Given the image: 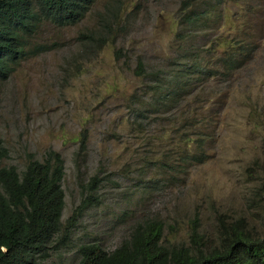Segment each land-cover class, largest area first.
Instances as JSON below:
<instances>
[{"label":"rangeland","instance_id":"rangeland-1","mask_svg":"<svg viewBox=\"0 0 264 264\" xmlns=\"http://www.w3.org/2000/svg\"><path fill=\"white\" fill-rule=\"evenodd\" d=\"M108 1L80 24H46V50L0 77L2 164L23 170L30 155L43 160L50 150L65 161V233L44 264H79L91 242L115 250L142 218L162 221L174 244H189L193 227L215 241L242 219L262 237L264 0L222 1L196 36L181 24L186 0H126V24L106 32L98 15L108 19ZM91 33L100 43L82 37ZM239 41L252 58L222 75ZM196 61L203 73L193 81L173 77ZM199 142L209 145L202 161ZM95 176L100 203L80 212Z\"/></svg>","mask_w":264,"mask_h":264},{"label":"trees","instance_id":"trees-1","mask_svg":"<svg viewBox=\"0 0 264 264\" xmlns=\"http://www.w3.org/2000/svg\"><path fill=\"white\" fill-rule=\"evenodd\" d=\"M125 1H108L105 6L109 12L107 20L98 15L106 32L116 25L126 24L122 19ZM222 1H182L181 24L191 35L204 32L211 25L212 14ZM97 2L0 0V77L9 78L24 60L46 50V45L41 43L46 24L61 28L80 24L93 12ZM82 37L88 42L100 43L101 39L94 33L83 34ZM236 44L240 47H232L226 52L228 56L224 59L222 75H232L252 58V49L240 41ZM237 49L247 52L236 54ZM191 57H199V50ZM201 66L196 61L191 70L183 68L171 73L177 81L181 78L193 81L197 74L203 73ZM137 72L139 75L145 72L142 60L138 62ZM164 78L161 81L155 79L156 89L161 90ZM179 89L182 87L177 84L170 94L171 101L179 99ZM208 146L204 142L198 143L201 156L197 159L202 161L208 157L205 151ZM8 155V149L0 147V264H44L65 233V161L60 153L50 150L43 160L30 155L28 164L20 170L14 165L2 164ZM98 182L97 176L92 178L87 188L92 195L83 199L80 212L100 203L93 194ZM246 224L247 221L242 219L237 225H224L215 241L193 227L189 244H174L165 240V224L162 221L142 218L134 225L130 237L115 250H108L98 242L83 244L79 264H264V235L254 237Z\"/></svg>","mask_w":264,"mask_h":264}]
</instances>
